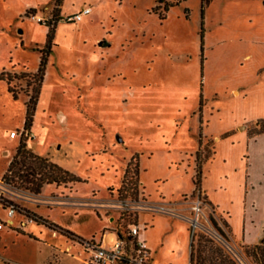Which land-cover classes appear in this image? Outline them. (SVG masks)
Wrapping results in <instances>:
<instances>
[{
  "label": "rangeland",
  "instance_id": "rangeland-1",
  "mask_svg": "<svg viewBox=\"0 0 264 264\" xmlns=\"http://www.w3.org/2000/svg\"><path fill=\"white\" fill-rule=\"evenodd\" d=\"M158 4L63 0L27 130L32 87L18 76L39 69L55 0H0V74H17L19 92L0 79V217L9 204L18 210L0 230V264H86L82 241L31 213L108 247L116 230L138 224L152 264H190L191 225L172 215H193L200 145L202 183L223 207L212 206L209 229L195 232V264H264V248L235 241L225 222L232 216L240 237L264 234V134L249 142L255 125L241 130L264 117L263 0H186L167 12ZM85 7L92 11L82 20H65ZM228 129L236 133L214 140ZM21 140L82 182L35 193L3 180ZM135 154L139 194L121 199Z\"/></svg>",
  "mask_w": 264,
  "mask_h": 264
},
{
  "label": "trees",
  "instance_id": "trees-1",
  "mask_svg": "<svg viewBox=\"0 0 264 264\" xmlns=\"http://www.w3.org/2000/svg\"><path fill=\"white\" fill-rule=\"evenodd\" d=\"M63 0H55V6L53 9V22L47 24L49 31L47 33V43L42 49V57L40 61L39 69L36 72H22L20 74L21 78L26 77L28 79V85L32 87V91L28 96L26 102L27 113H26V122L25 128L28 130L31 128L34 112L36 105L38 103L39 94L41 91V86L44 80L46 65L48 62V57L52 51L53 46V35L57 22L62 17L60 16L61 4ZM182 1L186 0H159L158 8L162 7L164 12L169 11L173 6L179 5ZM210 0H202L204 6L205 3H208ZM264 3V0H263ZM165 17V14H163ZM4 75H7L4 77ZM17 77V74H12L11 72L3 71L0 74V79H5L8 84V90L13 94L15 98L18 97V90L14 89L12 82ZM264 121H259L258 123L262 124ZM264 131V125L260 128ZM203 149L200 145L196 153V162H197V173L194 179L195 189L193 190V195L202 196V168H203ZM3 180L6 181H17L19 180L21 184L26 186L28 189L35 193H41V189L45 184H70L82 182V178L79 177L73 171L61 166L57 162L53 161L49 156L40 155L28 148L25 140H21L18 145L15 155L12 158L7 171L2 176ZM141 184V165L139 155L135 154L127 163L123 178L121 180V185L118 189L119 197L121 199H126L129 196L137 198L139 194V185ZM206 198V197H205ZM4 206L7 204L0 200ZM14 204H9L8 206ZM7 206V207H8ZM16 211L17 207L15 206ZM30 218L33 221L43 222L47 226L59 231L60 233L67 235L73 240L85 241L82 237L75 234L73 231L65 229L56 223L52 222L48 218H44L41 215L35 213L30 214ZM120 237L124 238L128 244L133 242V237L129 233V229H119ZM191 251H190V264H195V234L191 236ZM94 238H92L93 240ZM254 247L263 249L264 248V238L260 243L254 244ZM151 260V259H150Z\"/></svg>",
  "mask_w": 264,
  "mask_h": 264
},
{
  "label": "built area",
  "instance_id": "built-area-1",
  "mask_svg": "<svg viewBox=\"0 0 264 264\" xmlns=\"http://www.w3.org/2000/svg\"><path fill=\"white\" fill-rule=\"evenodd\" d=\"M91 11V7H85L78 14L67 17L65 20L80 21L85 15L91 13ZM24 131L25 130H23L21 134H23ZM27 134L28 131L26 130V135ZM10 135L16 137L18 133L12 131ZM161 209H163V207H161ZM6 210L8 220L0 218V230L6 225H11L13 222L12 218L17 213L16 208L13 205L8 206ZM209 211L215 213L213 207L198 196L192 205L193 215L187 218L192 228V234H195L198 229H209ZM129 233L133 237V242L131 244H128L124 238L120 237V235L117 236L114 245L111 247L104 245L102 242L97 244L94 239L83 241L86 250L90 252V257L86 260V264H152L151 251L146 240L141 236L139 225H131Z\"/></svg>",
  "mask_w": 264,
  "mask_h": 264
},
{
  "label": "crops",
  "instance_id": "crops-1",
  "mask_svg": "<svg viewBox=\"0 0 264 264\" xmlns=\"http://www.w3.org/2000/svg\"><path fill=\"white\" fill-rule=\"evenodd\" d=\"M264 121V117H257V119H254V121H252V122H250V123H247L245 126H243L244 128L243 129H241V126L242 125H240V129L241 130H247V128H248V126L250 125V124H252V125H255V128L254 129H257L255 132H254V134L253 135H250V134H248V132H247V136H248V140H249V142L252 140L253 142H256V140L258 139V137L260 136V135H262V134H264V131L263 130H260V128H261V124L260 123H258L259 121ZM256 121V122H255ZM257 123V124H255V123ZM236 133V129H228L227 131H223L222 132V134L221 135H219V134H215L214 135V140L215 141H220L221 139H222V137L223 138H227V137H229V136H232V134H235ZM202 194L206 197V199H207V201H208V203L211 205V206H214V207H216V212L217 213H219L218 212V209L217 208H221V205H222V202H219L218 200H215L212 196H211V194L209 193V189L206 187V186H204L203 185V183H202ZM154 205H155V203H157V202H152ZM222 207H223V205H222ZM229 213V212H228ZM172 217H174V218H176V219H184V220H186V221H188L187 219H186V217L185 218H181V217H175V216H173L172 215ZM1 218V217H0ZM7 218H8V216H7ZM6 218V219H7ZM1 219H4V218H1ZM111 219H113V217H111ZM12 220H14V218H12ZM155 220V219H154ZM225 222H226V225L228 226V229H229V231H230V233H231V236H232V238L235 240V241H237V242H242V243H245V244H248V245H254V244H258V243H260L261 242V240L264 238V234H262L261 235V237H259V239H249V238H247L246 237V234L245 233H243L242 234V236L240 237V235H239V232H238V230L236 229V227H235V225H234V222H233V219H232V216H228V218H225ZM117 231V233H116V238H117V236L119 235V230H116ZM141 236H142V238H144L145 240H146V242H147V244H148V247H149V249H150V251L152 252V250H151V246L149 245V242H148V238H147V236H145V234H141ZM191 236H192V234H191ZM192 238V237H191ZM190 251H191V245H190ZM189 251V252H190ZM153 255L151 254V257H152ZM73 257V256H72ZM152 261H153V258H152Z\"/></svg>",
  "mask_w": 264,
  "mask_h": 264
}]
</instances>
